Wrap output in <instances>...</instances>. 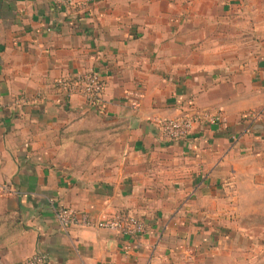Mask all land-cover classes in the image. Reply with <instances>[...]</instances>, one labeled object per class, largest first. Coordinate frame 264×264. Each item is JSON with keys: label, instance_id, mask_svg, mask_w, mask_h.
I'll list each match as a JSON object with an SVG mask.
<instances>
[{"label": "crops", "instance_id": "1", "mask_svg": "<svg viewBox=\"0 0 264 264\" xmlns=\"http://www.w3.org/2000/svg\"><path fill=\"white\" fill-rule=\"evenodd\" d=\"M76 2L0 0V264L264 259V116L245 117L264 110V0ZM90 70L95 105L55 86ZM196 113L221 120L160 138L158 119ZM59 206L146 233L64 230Z\"/></svg>", "mask_w": 264, "mask_h": 264}, {"label": "built area", "instance_id": "2", "mask_svg": "<svg viewBox=\"0 0 264 264\" xmlns=\"http://www.w3.org/2000/svg\"><path fill=\"white\" fill-rule=\"evenodd\" d=\"M53 2L66 11H72L78 6L76 0H53ZM55 86L67 97L74 94L81 95L89 105H95L104 91V81L95 70L74 76L70 80H58ZM263 116L264 110L248 111L245 114V117L251 122H256ZM203 120L218 123L221 118L216 114L205 115L203 113H196L179 118L158 119L155 125L160 138L167 141H174L189 136L195 124ZM54 216L64 230L71 227L106 229L126 237H137L146 233V225L143 220L134 212L127 210H120L110 214L104 213L97 219H94L89 212L77 210L69 206H59L55 209ZM43 261L44 258L42 256L35 255L28 258L25 264H40Z\"/></svg>", "mask_w": 264, "mask_h": 264}, {"label": "rangeland", "instance_id": "3", "mask_svg": "<svg viewBox=\"0 0 264 264\" xmlns=\"http://www.w3.org/2000/svg\"><path fill=\"white\" fill-rule=\"evenodd\" d=\"M250 247L252 249V250H249L251 255L249 256L247 254L246 257L242 258L240 254L242 252L241 248H243V246L242 244L238 245L239 249H237L236 251H238L239 257L234 259L235 264H264V259L258 256L257 250L259 249L258 248L259 246L255 243V244H250ZM262 255H264V253ZM223 258H224V255L219 256L217 260H215V258H213L212 261L211 259H207L205 264H226V259L225 258L223 259Z\"/></svg>", "mask_w": 264, "mask_h": 264}, {"label": "trees", "instance_id": "4", "mask_svg": "<svg viewBox=\"0 0 264 264\" xmlns=\"http://www.w3.org/2000/svg\"><path fill=\"white\" fill-rule=\"evenodd\" d=\"M8 237L6 235V238ZM8 243H9V239H7L5 243V221L2 222V220H0V251L3 250L5 248V244Z\"/></svg>", "mask_w": 264, "mask_h": 264}]
</instances>
